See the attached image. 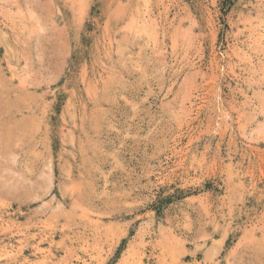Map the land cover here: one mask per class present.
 I'll list each match as a JSON object with an SVG mask.
<instances>
[{
	"label": "rangeland",
	"instance_id": "1",
	"mask_svg": "<svg viewBox=\"0 0 264 264\" xmlns=\"http://www.w3.org/2000/svg\"><path fill=\"white\" fill-rule=\"evenodd\" d=\"M222 1L0 0V264H264V0Z\"/></svg>",
	"mask_w": 264,
	"mask_h": 264
},
{
	"label": "trees",
	"instance_id": "2",
	"mask_svg": "<svg viewBox=\"0 0 264 264\" xmlns=\"http://www.w3.org/2000/svg\"><path fill=\"white\" fill-rule=\"evenodd\" d=\"M232 1H233V0H223V1H222V5H223L224 8H225V6L230 5Z\"/></svg>",
	"mask_w": 264,
	"mask_h": 264
},
{
	"label": "bare ground",
	"instance_id": "3",
	"mask_svg": "<svg viewBox=\"0 0 264 264\" xmlns=\"http://www.w3.org/2000/svg\"><path fill=\"white\" fill-rule=\"evenodd\" d=\"M2 81H3V79H2ZM2 81H0V82H2ZM1 92V91H0ZM6 95V94H5ZM3 96H4V94H3ZM2 98V97H1ZM3 102V101H2Z\"/></svg>",
	"mask_w": 264,
	"mask_h": 264
}]
</instances>
